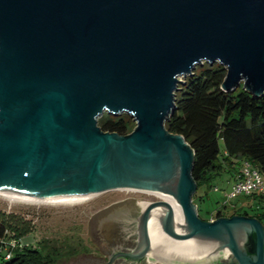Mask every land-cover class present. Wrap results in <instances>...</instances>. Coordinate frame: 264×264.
<instances>
[{
  "label": "water",
  "instance_id": "1",
  "mask_svg": "<svg viewBox=\"0 0 264 264\" xmlns=\"http://www.w3.org/2000/svg\"><path fill=\"white\" fill-rule=\"evenodd\" d=\"M205 62L227 71L224 91L243 83L264 94V0H0V198L77 204L114 190L149 191L165 201L145 210L143 245L149 214L162 206L175 220L169 233L183 242L172 256L185 264L191 241L197 264L223 255L264 264L259 220H201L195 152L166 128L181 78ZM104 113L128 114L136 127L125 136L104 132ZM135 202L144 201L96 217L93 237L104 250L101 223Z\"/></svg>",
  "mask_w": 264,
  "mask_h": 264
},
{
  "label": "trees",
  "instance_id": "2",
  "mask_svg": "<svg viewBox=\"0 0 264 264\" xmlns=\"http://www.w3.org/2000/svg\"><path fill=\"white\" fill-rule=\"evenodd\" d=\"M226 74L219 63L197 66L178 85L174 113L166 122L169 132L182 135L195 152L192 175L198 189L223 171L237 181L246 163L264 179V94L254 96L243 83L224 91ZM98 126L125 136L136 123L128 114L104 113ZM247 196L255 207L232 215L253 213L264 223V194ZM34 230L32 220L0 210V264H55L61 253L45 242L39 247L29 242Z\"/></svg>",
  "mask_w": 264,
  "mask_h": 264
},
{
  "label": "rangeland",
  "instance_id": "3",
  "mask_svg": "<svg viewBox=\"0 0 264 264\" xmlns=\"http://www.w3.org/2000/svg\"><path fill=\"white\" fill-rule=\"evenodd\" d=\"M184 79L181 78L182 81ZM234 183L230 173L223 171L200 186L193 201L199 207L201 217L210 219L218 212L229 216L235 211L250 210L251 207H255L252 197L245 194L232 196ZM128 199L144 202L159 200L158 197L147 192L114 190L77 204L11 202L6 198H0V210L15 212L32 220L35 230L29 236V242L37 247L45 242L48 247L50 245L59 251L61 256L57 257L55 264H74L89 261L92 257L100 255V251H104L93 237L96 217L123 205Z\"/></svg>",
  "mask_w": 264,
  "mask_h": 264
},
{
  "label": "flooded vegetation",
  "instance_id": "4",
  "mask_svg": "<svg viewBox=\"0 0 264 264\" xmlns=\"http://www.w3.org/2000/svg\"><path fill=\"white\" fill-rule=\"evenodd\" d=\"M149 193V192H147ZM158 197L159 200L153 202H135L132 209L128 211H120L108 214L101 225H103L102 244L104 251H100V255L92 257L87 264H185L183 259L175 258L172 254H177V247L183 245V242L173 238L169 233V228L173 229V223L168 221L167 212L162 206L156 207L153 212H150L147 220L148 238L146 244H142L141 230L143 231L142 218L145 210L150 204L160 203L163 200L161 196L151 193ZM194 200V198H193ZM194 202V201H193ZM146 204V206H144ZM198 215L203 221H215L222 217L246 216L256 218L253 213H244L224 216L220 212V216L214 215L210 219L201 217L198 208ZM258 220V218H256ZM151 224H158V234L160 240L155 243L151 236ZM264 226V223H262ZM182 243V245H179ZM187 249H192L191 262L188 264H197L193 262L195 250L199 247L194 241L184 243ZM210 248V245H207ZM167 250L170 256L164 252ZM247 253L253 254L255 251L254 236H250L246 243ZM188 252V251H187ZM99 253V252H98ZM188 258V257H186ZM205 264H239L232 255H223L218 262L208 260Z\"/></svg>",
  "mask_w": 264,
  "mask_h": 264
},
{
  "label": "built area",
  "instance_id": "5",
  "mask_svg": "<svg viewBox=\"0 0 264 264\" xmlns=\"http://www.w3.org/2000/svg\"><path fill=\"white\" fill-rule=\"evenodd\" d=\"M241 174L242 177L234 183L232 196L238 194L251 195L253 193L264 194V179L252 169L250 164H245Z\"/></svg>",
  "mask_w": 264,
  "mask_h": 264
},
{
  "label": "bare ground",
  "instance_id": "6",
  "mask_svg": "<svg viewBox=\"0 0 264 264\" xmlns=\"http://www.w3.org/2000/svg\"><path fill=\"white\" fill-rule=\"evenodd\" d=\"M129 191H141V190H129ZM142 192H149V191H142ZM149 193H152V192H149ZM154 194V193H153ZM158 195V194H156ZM95 195H93L92 197H94ZM160 196V195H158ZM162 197V196H161ZM163 198V197H162ZM7 200L11 201V202H18V201H13L12 199H9V198H6ZM163 200L165 201V199L163 198ZM26 202H30V201H26Z\"/></svg>",
  "mask_w": 264,
  "mask_h": 264
}]
</instances>
